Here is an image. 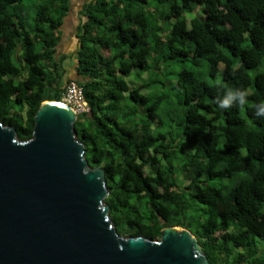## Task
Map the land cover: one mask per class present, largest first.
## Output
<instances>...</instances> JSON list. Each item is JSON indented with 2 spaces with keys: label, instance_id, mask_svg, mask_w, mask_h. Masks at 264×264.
Wrapping results in <instances>:
<instances>
[{
  "label": "trees",
  "instance_id": "1",
  "mask_svg": "<svg viewBox=\"0 0 264 264\" xmlns=\"http://www.w3.org/2000/svg\"><path fill=\"white\" fill-rule=\"evenodd\" d=\"M72 3L0 0V122L31 139L75 80L121 235L180 226L211 264H264V0H83L69 52Z\"/></svg>",
  "mask_w": 264,
  "mask_h": 264
},
{
  "label": "water",
  "instance_id": "2",
  "mask_svg": "<svg viewBox=\"0 0 264 264\" xmlns=\"http://www.w3.org/2000/svg\"><path fill=\"white\" fill-rule=\"evenodd\" d=\"M78 112L45 99L33 137L0 122V264H211L187 228L161 238L121 235L105 171L77 138Z\"/></svg>",
  "mask_w": 264,
  "mask_h": 264
},
{
  "label": "rangeland",
  "instance_id": "3",
  "mask_svg": "<svg viewBox=\"0 0 264 264\" xmlns=\"http://www.w3.org/2000/svg\"><path fill=\"white\" fill-rule=\"evenodd\" d=\"M83 4V0H73L72 3V13L67 18V22L63 27L64 32V41L62 42L61 46L63 47V50L72 52L76 50V33L78 29V25L80 23L79 17H78V11L80 10L81 5ZM74 63V60L68 59L66 61V65L68 69L70 70V67ZM223 65H221V68ZM76 73L75 70L71 69V77H75ZM222 72L219 73L217 80H222L221 78ZM128 81H133V79H130V77L126 78Z\"/></svg>",
  "mask_w": 264,
  "mask_h": 264
},
{
  "label": "built area",
  "instance_id": "4",
  "mask_svg": "<svg viewBox=\"0 0 264 264\" xmlns=\"http://www.w3.org/2000/svg\"><path fill=\"white\" fill-rule=\"evenodd\" d=\"M61 101L71 105L78 113L89 111L90 109L88 101L84 96L82 86L75 80L67 84Z\"/></svg>",
  "mask_w": 264,
  "mask_h": 264
},
{
  "label": "clouds",
  "instance_id": "5",
  "mask_svg": "<svg viewBox=\"0 0 264 264\" xmlns=\"http://www.w3.org/2000/svg\"><path fill=\"white\" fill-rule=\"evenodd\" d=\"M239 100H240V103L243 104L244 103V94H239ZM222 108H227L229 107V102L227 100H225L223 103H221L220 105ZM257 115L258 116H264V105H260L258 107V111H257Z\"/></svg>",
  "mask_w": 264,
  "mask_h": 264
},
{
  "label": "crops",
  "instance_id": "6",
  "mask_svg": "<svg viewBox=\"0 0 264 264\" xmlns=\"http://www.w3.org/2000/svg\"><path fill=\"white\" fill-rule=\"evenodd\" d=\"M76 73V72H75ZM73 78V77H72ZM76 79V77H74Z\"/></svg>",
  "mask_w": 264,
  "mask_h": 264
}]
</instances>
